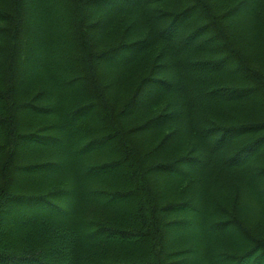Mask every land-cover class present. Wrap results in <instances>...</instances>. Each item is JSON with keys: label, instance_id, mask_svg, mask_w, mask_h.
<instances>
[{"label": "trees", "instance_id": "trees-1", "mask_svg": "<svg viewBox=\"0 0 264 264\" xmlns=\"http://www.w3.org/2000/svg\"><path fill=\"white\" fill-rule=\"evenodd\" d=\"M176 1L0 0V264L264 263L236 208L264 218V71L216 0ZM119 2L147 9L146 34L96 43L90 21Z\"/></svg>", "mask_w": 264, "mask_h": 264}, {"label": "rangeland", "instance_id": "rangeland-1", "mask_svg": "<svg viewBox=\"0 0 264 264\" xmlns=\"http://www.w3.org/2000/svg\"><path fill=\"white\" fill-rule=\"evenodd\" d=\"M242 1L243 0H216L214 4L209 3L208 4L209 7L210 5L212 6V8L210 7L212 11V13H210V16L211 17L214 16L215 19L213 18V20H216L220 24V27L222 28L223 33L225 35V39L229 42V44L235 50H237L242 56L244 55L245 57H247L248 66H251V68L263 72L264 52H260L261 48L259 46L260 44L259 42L264 41V25H261V22L264 20V15L257 19L247 18L245 20L246 23L242 21L231 22L233 15L235 14L232 11ZM174 2L177 1L168 0L166 4L171 8L178 7L177 4ZM131 6L132 5L129 6V4L119 2L114 6L107 8L106 10L105 9L103 11L101 10V12H105L106 15L104 16H106L107 19L112 18V20H109L112 21V23L110 25L106 23L105 17L102 14L98 13L99 16L93 17V19L90 21L88 27L89 36L93 40L95 38L97 40L96 43H103V42L105 43L113 40L120 41L122 35H125L127 31H128V36L132 37V39H135L139 36H144L147 32V9L144 8L142 9L141 7H139L140 15H138V12L134 11L135 8L134 9L129 8ZM160 12H162V10ZM142 20H146V23H144ZM258 24H260V31H255L252 28V26L255 28L256 25ZM90 26L92 27L90 28ZM142 27H144V29H142ZM143 30H144L143 35H140V33L138 32H142ZM204 38L206 37H200L199 38L200 40L194 43L197 45L201 44L202 39ZM107 74L108 73H106L104 68H102L101 75L107 76ZM175 80L176 79H173L172 77V82H174ZM149 93L150 90H148V94ZM148 94L145 89L142 94L143 95L142 97H146ZM198 95L197 93L194 94V96H198ZM175 102L177 101L176 99H173V96H170L169 99L165 101V103L167 104H172ZM21 178H23L22 175L18 174L16 178L13 177V181L16 182L18 180H22ZM179 189H181V187H177L176 190L173 188H169L170 192H172L173 194H177ZM89 199L90 198H87V201ZM90 200H92V198ZM236 206L237 209L239 208L237 210L239 212L238 214L242 216L241 218L243 219L244 224L248 227L250 232L253 234L263 233L264 218L260 216L259 213L260 210L253 203H249L245 197L239 200ZM10 208L16 210V206L12 207V205H10ZM32 214L39 217L46 215L43 214V212L41 213V211H37L36 209L35 210L24 209L19 213L20 216L23 215L26 217H29Z\"/></svg>", "mask_w": 264, "mask_h": 264}]
</instances>
